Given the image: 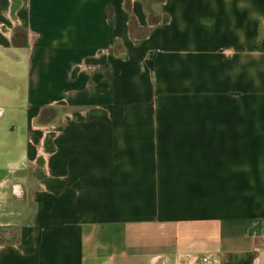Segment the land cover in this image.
I'll return each instance as SVG.
<instances>
[{"label":"crops","instance_id":"1","mask_svg":"<svg viewBox=\"0 0 264 264\" xmlns=\"http://www.w3.org/2000/svg\"><path fill=\"white\" fill-rule=\"evenodd\" d=\"M0 264H264V0H0Z\"/></svg>","mask_w":264,"mask_h":264},{"label":"trees","instance_id":"2","mask_svg":"<svg viewBox=\"0 0 264 264\" xmlns=\"http://www.w3.org/2000/svg\"><path fill=\"white\" fill-rule=\"evenodd\" d=\"M166 19V17H164V20ZM137 27H136V24H135V22L133 21V20H131V22H130V31L133 33L134 31L136 32H138V35L139 36H142L143 35V32L142 31H140V30H137L136 29Z\"/></svg>","mask_w":264,"mask_h":264}]
</instances>
